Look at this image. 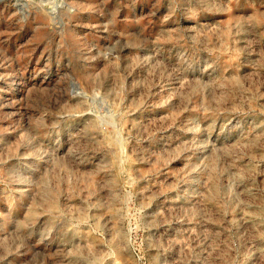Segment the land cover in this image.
I'll list each match as a JSON object with an SVG mask.
<instances>
[{
    "label": "rangeland",
    "instance_id": "rangeland-1",
    "mask_svg": "<svg viewBox=\"0 0 264 264\" xmlns=\"http://www.w3.org/2000/svg\"><path fill=\"white\" fill-rule=\"evenodd\" d=\"M0 264H264V0H0Z\"/></svg>",
    "mask_w": 264,
    "mask_h": 264
}]
</instances>
